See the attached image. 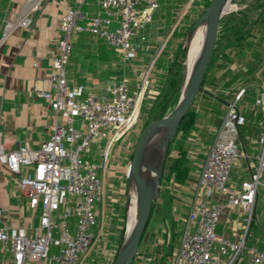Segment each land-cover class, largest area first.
<instances>
[{
  "label": "crops",
  "instance_id": "crops-1",
  "mask_svg": "<svg viewBox=\"0 0 264 264\" xmlns=\"http://www.w3.org/2000/svg\"><path fill=\"white\" fill-rule=\"evenodd\" d=\"M24 2L0 0V117L1 140L6 150L25 143L40 147L50 139L55 126L65 120V111L55 110L38 91L52 87L53 60L59 53L58 39L63 35L61 22L68 8H76V0H43L39 9L31 13L28 27L16 26L3 38L6 21L18 17ZM189 3L192 0L163 1L151 19L137 28L133 38L136 54L131 60H125L118 49L96 35L73 33L65 67L69 87L84 85L86 93L94 92L103 97L109 95V84L126 79L134 93L146 69L155 61L146 79L142 101L143 104L148 98L150 115L156 99L168 85L173 61L184 48L183 33L193 23L185 6ZM99 9L98 0H86L82 8L90 14ZM227 31L223 38L219 31L202 90L189 110L193 114L192 124L181 128L170 144L160 190L133 264H183L179 258L183 235L188 228L191 232L196 229L189 221L190 212L201 202L225 201V195H207L200 178L231 103L235 102L246 116V123L241 127L242 153L231 168L228 184L240 192L242 182L250 179L257 169V156L261 152L259 138L264 133V103L257 104L264 92V26L246 33L244 43L232 37L231 30ZM110 50L115 53L110 54ZM258 51L263 58L250 70ZM226 54H229L228 59ZM243 88L245 92L237 100ZM76 126L81 130L85 128L81 119ZM106 145L104 139L91 143L85 156L101 164ZM129 145L119 158L116 153L111 154V146L112 166L100 170L101 199L96 203L97 222L91 229L95 240L89 251L81 255L79 264H83L84 259H88L87 264H112L125 238L132 196L128 170L134 152ZM160 158L155 159L157 167ZM179 159L181 162L173 166ZM32 170V167H24L23 172L31 174ZM19 179L20 174L0 164V227L18 223L38 226L40 223L42 206H30L29 198L20 189ZM63 210L61 207L57 215ZM247 216L242 206L227 208L216 226L217 234H224L232 241L245 238L242 253L232 264H253V253L264 250V172L251 223ZM69 220L71 230L75 231L76 217ZM53 254L44 264H55ZM212 254L214 259L210 264H229L230 256L220 253L216 246ZM0 264H14L12 248L4 247L1 242Z\"/></svg>",
  "mask_w": 264,
  "mask_h": 264
},
{
  "label": "built area",
  "instance_id": "built-area-1",
  "mask_svg": "<svg viewBox=\"0 0 264 264\" xmlns=\"http://www.w3.org/2000/svg\"><path fill=\"white\" fill-rule=\"evenodd\" d=\"M43 0H25L18 17L5 23L3 38L16 26L28 27L31 13L39 9ZM165 0H98L100 9L95 14L82 10L86 0H76V8H68L61 22L63 35L58 39L59 53L53 60V83L51 89H42L38 95L49 100L52 107L65 111L62 125H56L50 139L38 148L25 143L6 150L1 136L0 117V164H5L12 173L20 174L19 186L29 198L33 208L42 206L38 226L29 223L2 225L0 242L13 251L14 264H44L53 254L55 264H79L81 255L87 253L94 243L91 229L96 225V203L101 199V168H106L110 148L116 140L128 135L140 119L147 77L155 61L146 69L137 91L132 93L126 79L108 85V96L98 97L86 93L84 85L69 87L65 67L72 49V34L88 32L96 35L118 49L125 60L135 57L133 41L137 28L148 22L152 13ZM241 89L236 99L244 94ZM264 103V92L257 104ZM78 119L84 130L76 126ZM246 116L236 103H231L218 129L213 148L201 171L200 182L207 195H225V201L201 202L189 215L195 231L188 228L182 239L179 258L183 264H210L217 247L229 255L232 264L242 253L241 241H232L224 234L216 233V226L225 209L242 206L251 223L257 201L260 177L264 172V133L259 142L261 152L257 156V169L250 179L241 184L237 192L229 184L230 171L242 153L241 127ZM107 139L102 150V163L85 156L91 143ZM32 167L31 174L23 172ZM71 197L74 199L72 200ZM75 197V198H74ZM64 207L63 212H57ZM75 216V231L71 230L70 218ZM264 231V227H263ZM264 250L255 251L253 264H263Z\"/></svg>",
  "mask_w": 264,
  "mask_h": 264
},
{
  "label": "water",
  "instance_id": "water-1",
  "mask_svg": "<svg viewBox=\"0 0 264 264\" xmlns=\"http://www.w3.org/2000/svg\"><path fill=\"white\" fill-rule=\"evenodd\" d=\"M233 0H212L201 16L189 28L188 41L193 28L206 22V35L199 59L197 60L189 81L184 82L180 99L175 108L155 119L150 120L142 129L135 146L128 170L129 185L139 195V203L133 228L127 232L112 264H133L139 246L148 225L153 203L159 193L165 161L171 142L174 140L180 123L190 110L198 93L202 90L209 64L216 49L222 18L230 12ZM160 137L162 157L159 166L150 175L141 167V159L146 154L149 142Z\"/></svg>",
  "mask_w": 264,
  "mask_h": 264
},
{
  "label": "trees",
  "instance_id": "trees-1",
  "mask_svg": "<svg viewBox=\"0 0 264 264\" xmlns=\"http://www.w3.org/2000/svg\"><path fill=\"white\" fill-rule=\"evenodd\" d=\"M212 0H209L206 4V8L209 5V3ZM261 9H259V12H257V16L256 17H251V12H247V11H235V12H231L229 15H227V23L229 24L230 28H231V33H232V37L240 39V43H244L243 42V38L246 36V33L250 32L252 29L255 28H260L264 26V2L262 3ZM203 11H205V9ZM195 22H193L194 24ZM191 24L183 33L184 38L187 36L188 30L189 28L193 25ZM83 33V32H82ZM110 54L111 53H115L114 50H110L108 51ZM186 54V47L184 45V48L181 51L180 56L184 57V55ZM229 54H226V58L228 59ZM180 58V57H179ZM179 58H176L170 69H169V81H168V85L165 88V90L163 91V93L156 99L151 111H150V116L151 118H149V121L152 119H155L157 117H161L163 115H165L171 107L172 103L177 102V100L180 97L181 94V70L182 69V65H181V60ZM263 58V54L262 52L258 51L255 54V62L253 65H250V70H253L254 68H256V66L260 63V61ZM256 77V76H254ZM193 122V114L191 111H189L185 117L183 118L182 122L179 125L178 128V132L180 131L181 128H187L189 125H191ZM177 132V133H178ZM160 157V153L158 154L157 158ZM180 159L179 160H175L173 164V166L178 163L179 164ZM167 165V163H166ZM166 165L164 167H166ZM157 169V164H156V160L154 159L153 161V165L151 167V169L148 171V174L152 175L154 174V171Z\"/></svg>",
  "mask_w": 264,
  "mask_h": 264
},
{
  "label": "rangeland",
  "instance_id": "rangeland-1",
  "mask_svg": "<svg viewBox=\"0 0 264 264\" xmlns=\"http://www.w3.org/2000/svg\"><path fill=\"white\" fill-rule=\"evenodd\" d=\"M208 1L209 0H192V3L185 5L186 9L188 8V12H190V15L192 16L191 20L193 22H195L201 16V14L204 12L203 10H204V8H206V4ZM263 2H264V0H233L234 7L221 20L220 31H221L222 36H220V37L223 38L226 35L225 33L228 32L227 30H231L229 24L227 23V17H226L227 15H229L231 12L241 10V11L251 12V17H256L257 12H259V9H261L260 5H262ZM192 21H190V22H192ZM191 24H193V23H191ZM187 35H188V33H187ZM183 41H184L183 43L186 47V54L184 55V57L180 56V58H179L181 60V65H182V69H180L181 70V78H182V80H181V82H182L181 92H182L183 84L185 82V71H186L185 61H186V57L188 56V50H189L188 44L186 43L188 41L187 36L185 37V39ZM179 99H180V97H179ZM179 99L177 100V102L171 104L170 110L167 113L171 112L175 108ZM147 103H148V98H146L145 101L143 102V104L141 105L140 119H139L138 123L131 129L130 133H128V135L122 137L120 140H116L113 143L112 148H111V154L116 153V156H117L116 158H119V156L125 152L126 145H128L129 143H130L129 148L132 151H134L142 129L149 122V118H151V116L148 115L149 109L147 107ZM129 140H131V141L129 142ZM104 142H107V139H104ZM157 156H158V154L155 156L154 159H156ZM110 157H109V160L107 163L108 169H110L112 166V160H111L112 157L111 158ZM152 165H153V162H152ZM130 193H131V195L135 193V190L131 186H130ZM71 199H72V197H71ZM130 204H131V201H130ZM53 249H54V247H52V249H51V254H53L55 252V249H54V251H53ZM87 263H88V259L87 260L84 259L83 264H87Z\"/></svg>",
  "mask_w": 264,
  "mask_h": 264
},
{
  "label": "bare ground",
  "instance_id": "bare-ground-1",
  "mask_svg": "<svg viewBox=\"0 0 264 264\" xmlns=\"http://www.w3.org/2000/svg\"><path fill=\"white\" fill-rule=\"evenodd\" d=\"M233 7H234V4L230 6V9H232ZM205 35H206V22L205 21L196 25L190 33L188 56L186 57V61H185V65H186L185 82L186 83L189 81L192 75L193 69L195 67V64L197 60L199 59L200 54L202 52ZM159 153H160V156L162 157L160 137L155 136L149 142L146 154L141 159L140 165L146 173H148V171L150 170L155 156ZM130 201H131L130 209H129L130 223H129L128 231H130L133 228L134 223H135L136 212H137L138 203H139V195L136 193L132 194Z\"/></svg>",
  "mask_w": 264,
  "mask_h": 264
}]
</instances>
